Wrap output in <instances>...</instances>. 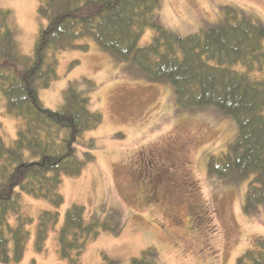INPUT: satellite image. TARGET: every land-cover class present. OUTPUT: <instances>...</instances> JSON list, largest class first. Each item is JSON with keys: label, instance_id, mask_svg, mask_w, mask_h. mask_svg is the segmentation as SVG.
Here are the masks:
<instances>
[{"label": "trees", "instance_id": "16d2710c", "mask_svg": "<svg viewBox=\"0 0 264 264\" xmlns=\"http://www.w3.org/2000/svg\"><path fill=\"white\" fill-rule=\"evenodd\" d=\"M159 5L160 0H40L37 14L45 23L31 55L20 51L10 11L0 9V98L5 112L20 120L13 141L0 137V264L18 262L24 255L32 219L21 208L20 194L59 207L64 202L58 190L62 177L80 174L94 159L91 139L81 153L77 144L102 121L91 107L95 83L87 78L69 81L56 109L46 107L38 93L57 77V53L87 50V44L79 43L85 38L123 62L130 76L169 85L177 111L213 108L231 118L236 133L225 151L208 157L207 172L226 183L246 182V213L264 206V23L241 7L223 5L215 22L182 36L162 24ZM146 29L154 34L150 43L140 45ZM11 214L14 225L8 221ZM58 219L57 210L39 213L37 251H43ZM126 222L119 206L110 208L105 220L93 214L87 222L83 206L72 204L58 230L60 257L80 264L89 240L100 231L118 235ZM254 242L234 264H264V238ZM100 264L121 261L102 254ZM130 264L162 263L150 247Z\"/></svg>", "mask_w": 264, "mask_h": 264}, {"label": "rangeland", "instance_id": "374dc122", "mask_svg": "<svg viewBox=\"0 0 264 264\" xmlns=\"http://www.w3.org/2000/svg\"><path fill=\"white\" fill-rule=\"evenodd\" d=\"M39 2L0 0V9L10 11L15 38L25 55L32 54L45 23L37 14ZM223 5L241 7L264 23V0H160L157 14L163 25L183 36L215 22ZM153 34L146 29L139 44L150 43ZM79 43L88 49L57 53V77L38 93L46 107L56 109L69 81L87 78L95 83L91 107L101 113L102 121L77 144L81 153L91 139L94 159L80 174L62 177L58 190L64 202L59 207L20 194L21 208L32 220L27 224L24 255L10 264H69L59 255L57 235L72 204L83 206L87 222L93 214L105 220L115 206L127 215L120 234L100 231L86 243L80 264H100L102 254L130 264L150 247L162 264H234L255 246L256 237L264 238V206L251 213L243 210L246 182L226 183L207 172L208 157L225 151L236 133L235 122L213 108L177 111L169 85L130 76L123 62L90 38ZM19 124L5 112L1 97L0 137L6 143L13 141ZM44 210H57L59 219L49 230L43 251H37L38 216ZM8 221L14 225L15 214Z\"/></svg>", "mask_w": 264, "mask_h": 264}, {"label": "flooded vegetation", "instance_id": "af4514ba", "mask_svg": "<svg viewBox=\"0 0 264 264\" xmlns=\"http://www.w3.org/2000/svg\"><path fill=\"white\" fill-rule=\"evenodd\" d=\"M161 175H162V172H161L160 174L157 175L156 180L159 179V178L161 177Z\"/></svg>", "mask_w": 264, "mask_h": 264}]
</instances>
